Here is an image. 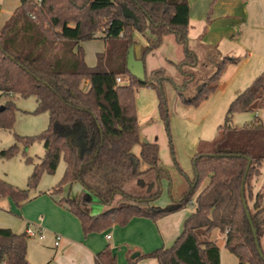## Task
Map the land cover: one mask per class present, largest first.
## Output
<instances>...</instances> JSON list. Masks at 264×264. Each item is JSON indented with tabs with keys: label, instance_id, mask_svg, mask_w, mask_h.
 <instances>
[{
	"label": "trees",
	"instance_id": "1",
	"mask_svg": "<svg viewBox=\"0 0 264 264\" xmlns=\"http://www.w3.org/2000/svg\"><path fill=\"white\" fill-rule=\"evenodd\" d=\"M190 1L21 0L0 27V93L6 97H35V112H48L49 126L36 137L17 136V143L0 153L2 158H12L18 153L19 144L28 147L36 141L43 143L45 151L34 166L26 189L0 179V199L8 196L21 207L31 200L30 191L37 189L43 174H55L63 160V178L48 194L62 195L65 187L80 185L82 192L77 198L62 196L58 203L79 218L83 232L89 235L115 225L125 226L135 217L156 222L180 212L205 181L196 196L195 210L174 244L139 258L155 259L159 264H221L220 248L211 241V233L218 229L225 238V247L240 264H264L241 195L249 157L252 161L244 193L264 254V125L257 117L251 125L231 124L237 113L264 110V72L231 103L212 150L195 156V187L164 208L152 205L158 192L134 195L127 191L135 180L152 173L160 178L163 172L159 146L140 139L136 90H157L161 114L167 117L162 89L164 72L153 71L152 80L147 76L141 80L127 68L134 33L140 32L148 42L144 55L160 48L169 34L187 44ZM124 9L132 11L136 19L126 17ZM100 30L105 34L106 50L97 55V65L89 67L81 44L95 39ZM186 58L187 62H195L189 48ZM238 62L225 57L218 71L194 98L185 102L198 104L206 99L217 89L214 82L225 66ZM118 76L128 77L129 85H119ZM85 81L89 82L88 90L82 88ZM16 110L13 101L2 107L0 129H13ZM69 131H73V137H68ZM137 145L141 147L139 156L133 153ZM26 162L32 163L33 159L27 157ZM142 164L147 169L142 170ZM89 195L103 205L101 213L91 212ZM28 240L26 233L0 228V264H30ZM95 264H117L110 246L96 255Z\"/></svg>",
	"mask_w": 264,
	"mask_h": 264
},
{
	"label": "rangeland",
	"instance_id": "2",
	"mask_svg": "<svg viewBox=\"0 0 264 264\" xmlns=\"http://www.w3.org/2000/svg\"><path fill=\"white\" fill-rule=\"evenodd\" d=\"M20 2L21 0H0V26L10 18L9 13L14 11ZM203 2L205 7L197 10ZM209 2H191L193 15L187 44L179 43L174 34H169L160 48L144 55L147 42L138 31L134 33L133 46L143 58L145 76L152 80L153 71L164 72L162 89L167 117L165 119L161 114L157 90L148 87L136 90L140 139L143 143L159 146V162L163 172L160 178L152 173L135 180L128 186L127 191L134 195L158 192L159 195L153 201L156 207H166L173 200L181 199L184 193L194 186L192 183L195 178V156L212 150V143L218 137L219 127L225 123L231 103L253 83V78H248L247 75L250 68L258 66L260 73L264 72V0H217L216 4ZM224 2H231V5ZM104 36V31L100 30L95 34V39L82 43L84 59L89 67H95L97 55L106 50ZM249 47H252L255 54L250 64H246ZM187 48L195 54L194 63L186 61ZM226 56L235 57L239 62L225 66L214 82L217 89L198 104L186 103L185 100L194 98L204 83L218 71ZM82 87L87 89L84 85ZM8 101H13L17 108L15 124L12 130L0 129V153L15 145L17 136L36 137L49 126L48 112H35L38 105L35 97H6L0 93V108L5 107ZM259 112L237 113L231 124L235 127L251 125ZM58 130L63 131L60 127ZM140 151V145L133 148L136 156L140 155ZM44 153L43 143L40 141L28 147L19 144V151L14 157L7 159L0 156V179L14 187L26 189L34 166L40 162ZM27 157L32 158L33 162L27 163ZM65 167L62 160L55 174H43L37 189L30 191L31 200L58 185L63 178ZM145 169L147 166L142 164V170ZM204 186L205 181L193 196L192 203L181 212H194L196 196ZM78 187L79 185L73 186L72 193L75 194ZM89 200L93 213H101L100 208L103 205L99 200L94 195H89ZM28 204L30 201L22 205L26 206L27 213H32L39 206V203ZM21 207L8 196L0 199V228H9L17 234H23L26 226L21 218ZM211 235L223 253V264H239L237 257L225 247L224 236L220 231L215 229ZM42 245L44 244L37 239L28 240V248L33 252L40 251ZM143 262L139 260V264H144Z\"/></svg>",
	"mask_w": 264,
	"mask_h": 264
},
{
	"label": "crops",
	"instance_id": "3",
	"mask_svg": "<svg viewBox=\"0 0 264 264\" xmlns=\"http://www.w3.org/2000/svg\"><path fill=\"white\" fill-rule=\"evenodd\" d=\"M192 1L193 0L190 1V5ZM209 1L211 4L217 3V1L214 3L212 0ZM224 3L231 5V2ZM204 7V2L200 3L197 10H200L201 8L203 9ZM15 10L9 13L10 17L13 15ZM192 15L193 13L190 6V21ZM210 27L211 26H209V29ZM147 34L150 35L148 32ZM143 37L145 38L144 35ZM251 48L252 47L248 48L247 58L245 61L246 64H250L251 58L254 57L255 54ZM192 53L194 54V52ZM226 57L235 58L231 56ZM260 70L261 69H259L258 66H252L247 74L248 78L251 77L254 81L257 78L255 76L263 73H260ZM83 85L87 87L86 90L90 87L88 81H85ZM256 117L264 125V110H261ZM73 186L65 187L62 195H49L48 192L52 188L44 195H36L33 200H30V204H28L34 205L39 203V206L34 210L35 212L33 211L32 213H27L25 209L26 206L21 207L23 215L21 218L26 226L24 233H26L29 226H34L35 228H43L46 234V238L44 240L33 238L37 239L44 245H42V249L40 251H34L35 253L32 249L28 248V261L30 264H95L96 255L105 250L108 246L112 248L113 254L117 258V264H130L131 261H136L135 264H139V260H143L144 264H159L155 259L139 257L142 254H148L160 248L171 247L181 234L186 219L192 214H184L180 211L173 215L161 218L156 222L148 218L135 217L125 226L115 225L105 232L85 235L79 218L71 213L66 207L61 206L58 203L62 196L77 198L80 195L82 187L79 185L74 194L72 193ZM152 205L156 207L154 204ZM103 210L104 207L102 206L100 208V212ZM91 212L93 213L92 208ZM57 236H61V241L58 246L55 245ZM211 241L215 242L212 235ZM136 253H139V256L133 259L132 256ZM151 260H154L155 262H152ZM221 264H223L222 251Z\"/></svg>",
	"mask_w": 264,
	"mask_h": 264
},
{
	"label": "water",
	"instance_id": "4",
	"mask_svg": "<svg viewBox=\"0 0 264 264\" xmlns=\"http://www.w3.org/2000/svg\"><path fill=\"white\" fill-rule=\"evenodd\" d=\"M124 13H125L126 17L131 18V19H136L135 15L130 10L124 9ZM127 68H128L129 72L133 76H135V77H137V78H139L141 80H143L145 78V70H144L143 58L141 57L140 53L137 52V50H136V48L134 46H132L130 48V50H129V54H128V58H127ZM1 109H2V107L0 108V110ZM73 135H74L73 131H69L68 137H73ZM234 156H237V155H234ZM247 160H248V166H247V170H246V173H245V176H244V179H243V184H242V187H241L242 201H243V205H244V208H245L247 216H248L249 223H250V225L252 227V231H253V235H254V238H255V241H256L257 249L259 251L260 256L264 259V254H263V252L261 250L259 241L257 239V232H256V229L253 226L252 218H251V215H250V213L248 211V206H247L246 199H245V193H244L245 182H246V177H247V174H248V171H249V168H250V165H251V161H252L249 157H247ZM194 171H195V176H197L198 173L196 171L195 165H194ZM195 185H196V183L194 184L193 187H195ZM138 256H139V253H136V254H134L132 256V258L135 259Z\"/></svg>",
	"mask_w": 264,
	"mask_h": 264
},
{
	"label": "built area",
	"instance_id": "5",
	"mask_svg": "<svg viewBox=\"0 0 264 264\" xmlns=\"http://www.w3.org/2000/svg\"><path fill=\"white\" fill-rule=\"evenodd\" d=\"M42 0H36V2L40 3ZM117 83L119 85H129L130 81L128 77L118 76ZM192 203V202H190ZM26 235L29 238H38L40 240H44L46 238L45 230L43 228H35L34 226H29L26 230ZM55 245L58 246L61 241V236L56 237Z\"/></svg>",
	"mask_w": 264,
	"mask_h": 264
}]
</instances>
